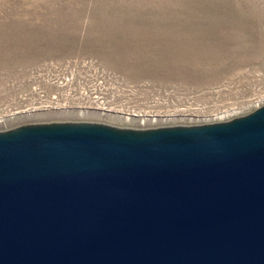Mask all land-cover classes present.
I'll list each match as a JSON object with an SVG mask.
<instances>
[{
	"label": "water",
	"instance_id": "1",
	"mask_svg": "<svg viewBox=\"0 0 264 264\" xmlns=\"http://www.w3.org/2000/svg\"><path fill=\"white\" fill-rule=\"evenodd\" d=\"M0 264H264V105L200 125L0 132Z\"/></svg>",
	"mask_w": 264,
	"mask_h": 264
},
{
	"label": "rangeland",
	"instance_id": "2",
	"mask_svg": "<svg viewBox=\"0 0 264 264\" xmlns=\"http://www.w3.org/2000/svg\"><path fill=\"white\" fill-rule=\"evenodd\" d=\"M74 57L169 92L170 116L127 123L37 114L2 123L0 132L64 122L152 129L229 121L264 105V0H0V83ZM185 106H201L208 120L172 115Z\"/></svg>",
	"mask_w": 264,
	"mask_h": 264
},
{
	"label": "built area",
	"instance_id": "3",
	"mask_svg": "<svg viewBox=\"0 0 264 264\" xmlns=\"http://www.w3.org/2000/svg\"><path fill=\"white\" fill-rule=\"evenodd\" d=\"M168 93L128 82L92 58L51 59L0 83V124L37 114L85 115L81 110L120 114L127 123H144L170 116ZM172 115L205 118L206 112L201 106H185Z\"/></svg>",
	"mask_w": 264,
	"mask_h": 264
}]
</instances>
